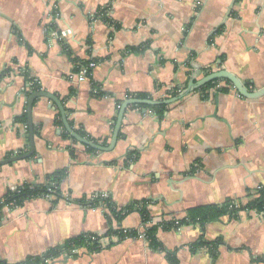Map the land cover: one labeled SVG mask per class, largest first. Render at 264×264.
Masks as SVG:
<instances>
[{
    "label": "crops",
    "instance_id": "crops-1",
    "mask_svg": "<svg viewBox=\"0 0 264 264\" xmlns=\"http://www.w3.org/2000/svg\"><path fill=\"white\" fill-rule=\"evenodd\" d=\"M106 6L113 26L95 18ZM146 43L142 53L125 52ZM73 58L98 62L90 78L73 73ZM208 69L233 74L250 91L264 88V0H0V161L18 156L27 145L30 150L13 124L26 109L25 70L40 91L63 102L68 122L101 142L110 135L117 101L122 105L137 94L158 102L172 99L173 90L181 94ZM93 83L105 95L95 96ZM197 90L165 104L161 118L146 108L128 107L113 151L95 154L63 137L52 102L36 100L35 155L0 167V200L65 169L62 197L55 205L39 198L2 211L0 261L17 264L82 234L104 236L109 228L121 227L140 235L46 264H170L164 251L145 240L148 225L138 213L119 224L104 208H85L77 201L110 196L121 209L149 200L151 218L159 222L229 200L238 207L264 190V96L246 99L234 89H212L205 99ZM131 151L139 157L126 165ZM156 238L163 250L174 252L177 264H264V218L255 211L205 226L159 229ZM217 239L212 253L191 248Z\"/></svg>",
    "mask_w": 264,
    "mask_h": 264
},
{
    "label": "trees",
    "instance_id": "trees-1",
    "mask_svg": "<svg viewBox=\"0 0 264 264\" xmlns=\"http://www.w3.org/2000/svg\"><path fill=\"white\" fill-rule=\"evenodd\" d=\"M109 7L106 6L104 8H100L97 13L95 14L96 19H100L104 21L107 24H110L111 26L114 25L113 22L109 19L107 16ZM117 28V26L115 25ZM55 30L54 27H51V31ZM222 32V28L217 31V35ZM149 48V44H144L142 46L136 47V48H127L125 52L127 54L131 53H142L145 50ZM62 50L63 53L67 56H70V51L68 47L62 43ZM90 61L97 62L94 59L83 61L79 59L73 58L71 60L73 64V73L78 74L82 68H87V78L91 77L92 70L88 68V64ZM98 63V62H97ZM212 73V70H206V75H209ZM25 83H32L33 86L31 87V92L23 91V94L26 98L33 92H39L40 87L34 82L32 78L29 77V73L25 70L23 72ZM222 84V85H221ZM215 89L217 92H228L229 90H233L231 84L228 81L223 80H216L214 82L207 83L206 85L202 86L197 90L203 98H207L208 91ZM92 92L95 96H103L102 92L98 90V87L96 84H92ZM177 89L173 90L169 95H171V98H174L179 95V92H176ZM130 96V95H129ZM131 97H136V99L139 100H149L151 99L146 94H137L132 95ZM63 103V102H62ZM121 105L120 101H117V113L119 110V107ZM63 106H65L63 104ZM135 109H142L146 108L149 111H151L155 116L161 118L163 113L167 110L168 105L165 104H158V105H151V106H144V105H135L133 106ZM65 109V108H64ZM67 120H68V110L65 109ZM116 122V117L113 118L110 124V135L108 138H106L103 141H98L90 136H88L82 129L75 128L71 122H68L71 126V128L78 133L81 137L86 138L89 141H92L97 144H101L102 146H107L108 142L111 138L112 131L114 129V125ZM14 125H19L25 128L24 137L27 139L28 143V125H27V114L26 109L23 112V114L13 121ZM57 125L60 128H63V124L61 119L59 118L57 120ZM34 129V127H33ZM20 129L17 127V132L19 133ZM38 135V131L34 130V136ZM63 137L65 139L72 140L68 133L63 131ZM121 137V133H119V138ZM86 150L89 153H97L95 150L85 147ZM28 145L25 148V150L18 153V156H22L27 154ZM71 154L74 155L73 150H71ZM139 157V153L137 151H131L127 154L126 158L124 159V162L126 165L133 164L135 161H137ZM66 178V170H57L52 174H49L46 177V182L44 184H25L22 187H19L18 189L14 191H9L1 200H0V219L2 217V211L5 208H9L10 210H14L16 208L21 207L26 201L32 200V199H39V198H47L48 196H51L52 199L50 200L51 205H55L56 202L62 197L61 192L59 190L60 183ZM258 196L253 197L250 195L248 197V200L245 204H240L238 207L235 206V202L227 201L225 204L222 205H207V206H200L188 209L186 211V215L183 218L180 219H169L166 221H163L161 224L154 225L151 227H146L145 231L143 232V236L145 240L148 242L149 246L154 250H161L164 251L166 254L167 260L170 262V264H177V261L175 259L174 252H167L163 250L161 244L157 241L156 234L158 230L163 231H169V230H177L181 228L182 226L187 225H198V226H205L206 224H209L211 222L219 221L224 216L234 217L236 213L239 211H255L256 213H262L264 212V190L259 189L256 191ZM249 195V194H248ZM152 202L149 200H141V201H134L130 205L118 209L113 204L110 196H104V195H94L89 198H82L81 200L77 201V204L85 207L94 209L97 207H102L107 211V218L110 219L109 216H111L117 223L120 222L129 214L131 213H138L141 217L143 225H148L152 222L150 211L148 210L149 204ZM139 233L135 230H125L121 227H118L117 229L109 228L107 233L104 236H97L92 234H82L80 236H77L75 238H72L65 243L48 250L44 255L41 257H35V258H27L24 261L17 263V264H46L48 261H52L55 258L61 256V255H69L73 256L72 251L79 250V249H86L87 251L91 253H97L101 251L104 248L110 247L113 244L123 242L127 239H135L139 237ZM116 237V241L110 240L107 245L103 246L100 244V240L102 238H111ZM220 240H214V241H204L200 240L192 245V250L196 251L197 249L206 248L208 252L212 253L218 246H219ZM0 264H8L6 262L0 261Z\"/></svg>",
    "mask_w": 264,
    "mask_h": 264
},
{
    "label": "water",
    "instance_id": "water-1",
    "mask_svg": "<svg viewBox=\"0 0 264 264\" xmlns=\"http://www.w3.org/2000/svg\"><path fill=\"white\" fill-rule=\"evenodd\" d=\"M216 80H223V81H228L232 88L237 92L239 96L242 98L246 99H258L262 96H264V88L261 90L257 91H250L247 87L246 84L241 82L236 76L233 74L225 71V70H219L217 72H213L202 79L194 82V80H190L187 88L179 94V96L165 100L163 102H158V101H153V100H139V99H128L125 100L122 105L120 106L118 113L116 115V122L114 125V129L112 131L111 138L108 142L107 146H102L101 144L94 143L92 141L87 140L86 138L81 137L78 133H76L70 126L67 120L66 112L63 106V103L57 98L55 95L44 92V91H39V92H33L30 94L26 100V114H27V125H28V142H29V147L30 150L27 154L22 155V156H14L5 160L0 161V167L8 164H12L18 161L26 160L35 155V144H34V129H33V124H32V108L33 104L35 103L36 100L38 99H47L50 102H52L59 114L60 118L63 124L64 131L69 134L71 139L77 143L80 144L84 147L90 148L95 150L96 152H101V153H109L113 151L115 148L118 140H119V133L121 130V125H122V120L125 111L127 110L128 107L135 106V105H158V104H172L176 101H178L180 98L183 96L187 95L188 93L197 90L201 88L202 86L206 85L207 83L214 82Z\"/></svg>",
    "mask_w": 264,
    "mask_h": 264
},
{
    "label": "built area",
    "instance_id": "built-area-1",
    "mask_svg": "<svg viewBox=\"0 0 264 264\" xmlns=\"http://www.w3.org/2000/svg\"><path fill=\"white\" fill-rule=\"evenodd\" d=\"M97 64H98L97 62L90 61L89 64H88V68H90L91 70H93V69L97 66ZM87 70H88L87 68H82V70H81L76 76L79 77L80 79H85V78H86V75H87ZM221 85H222V84H221ZM32 86H33L32 83H28L27 86H26L23 90L29 92V91H31V87H32ZM15 127H19L21 134L24 135V133H25V128H24V127L19 126V125H15ZM15 190H16V189H15ZM13 191H14V190H13ZM254 194H255V195L253 196L254 198L258 196L257 192H254ZM46 199L51 200L52 197H51V196H48ZM5 209L10 210L9 208H5ZM259 214H260V216H261L262 218H264V212L259 213ZM170 219H172V218H170ZM174 219H178V218H174ZM163 221H165V220H164V219H160L159 222L152 220V222H151L150 224H148V227H151V226H154V225L161 224ZM110 240H112V241L115 242L117 239H116V237L102 238V239L100 240V244H102L103 246H105V245L108 244V242H109ZM77 251H78V249L72 251V254H76Z\"/></svg>",
    "mask_w": 264,
    "mask_h": 264
}]
</instances>
